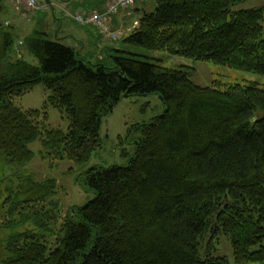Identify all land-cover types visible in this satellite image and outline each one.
<instances>
[{"label": "trees", "instance_id": "16d2710c", "mask_svg": "<svg viewBox=\"0 0 264 264\" xmlns=\"http://www.w3.org/2000/svg\"><path fill=\"white\" fill-rule=\"evenodd\" d=\"M245 1L155 0L123 44L264 75V6L233 9ZM20 40L0 20L1 174L6 165L29 164L37 139L45 157L89 161L102 147L103 117L126 94L162 96L168 110L136 127L127 165L87 171L95 196L58 232L55 180L0 176L8 182L0 264H231L215 252L221 236L235 264H264L263 87L200 86L191 69L141 60L125 48L111 50L113 64L96 63L40 31L22 47ZM39 84L48 90L42 109L16 106ZM51 107L68 119L67 131L49 126Z\"/></svg>", "mask_w": 264, "mask_h": 264}, {"label": "rangeland", "instance_id": "374dc122", "mask_svg": "<svg viewBox=\"0 0 264 264\" xmlns=\"http://www.w3.org/2000/svg\"><path fill=\"white\" fill-rule=\"evenodd\" d=\"M13 1L15 2V0ZM14 2L13 4H15ZM138 4L143 5L141 6L144 7L143 10L154 11L156 9L155 0H142ZM261 6H264V0H247L234 6L233 9H249ZM54 8L55 16L51 7L37 12L36 17L38 18L33 24L35 30L47 32L48 38L52 40L55 38L56 29L60 27L58 21L55 20L60 13V9L59 6ZM143 10L141 11V15ZM111 42H115L117 46H120L122 49L125 48L129 52L128 54H134L135 57L141 60L171 68H189L192 71V80L200 86H211L218 83L223 85L239 83L245 85L255 84L264 88V75L261 74L238 70L212 61H200L181 55H173L166 51H152L140 47L125 46L123 39ZM106 48L109 49L108 46ZM18 49L25 59L33 64H38V59L34 55L30 53L23 54L24 50ZM108 55L110 54L108 53ZM98 58L99 55L96 54L93 55L92 60L96 63L113 64L110 56H106L104 60L100 59L101 57ZM47 96L48 90L43 84H39L32 91L16 97L14 102L16 106L24 110L42 109ZM163 111L162 100L156 94L124 96L114 111L103 117L101 126L102 147L92 155L89 161L77 164L68 158L54 159L45 157L42 154L43 146L41 140L37 139L30 144V148L34 152V158L29 164L25 166L6 165V169L2 170L0 176L3 177L4 174V176L9 177L13 172H18L20 174H28L37 182L55 180L57 189L52 200L59 204V206L56 210L58 218L53 228L58 232L63 221L71 216V211L74 208L84 206L95 196V193L85 182L87 171L93 167L127 165L135 153L140 137V132L136 130V127L150 123L155 117L162 115ZM48 124L52 128H62L65 131L69 127L68 119L63 117L60 110L54 107L49 109ZM7 183V181L0 183V203L1 197L7 195V192H5ZM20 229H23V227H20ZM54 245L55 240L51 238L50 246L54 247ZM215 252L217 255L226 256L231 264H235L233 247L226 236L220 237Z\"/></svg>", "mask_w": 264, "mask_h": 264}, {"label": "crops", "instance_id": "0c3cea01", "mask_svg": "<svg viewBox=\"0 0 264 264\" xmlns=\"http://www.w3.org/2000/svg\"><path fill=\"white\" fill-rule=\"evenodd\" d=\"M112 0H40V7L35 11H16L13 0L0 1V20L8 25H12L20 39H24L27 35L35 31L44 32L43 30H35L33 24L38 17L36 13L41 9L51 7L54 13V7L59 6L60 13L55 18L60 24L56 29L54 40H59L64 44L74 47L78 53L92 60L93 55L98 54L99 58L104 60L106 56L111 54L112 49H120L115 42H111L103 35L98 26L94 24L81 25L74 20L76 13H88L90 11H104L108 3ZM138 3L126 10H122L118 15L110 19L113 27H125L126 33L130 34L133 31V24L141 17V11L144 7ZM63 16V17H61ZM47 33V32H45ZM48 34V33H47ZM70 43V44H69ZM112 43V44H110ZM108 46L109 49L106 47ZM107 50L108 53H107ZM23 54H26L24 51ZM93 54V55H92ZM104 56V58H102ZM98 58V59H99ZM94 62V61H93Z\"/></svg>", "mask_w": 264, "mask_h": 264}, {"label": "built area", "instance_id": "2783aa9c", "mask_svg": "<svg viewBox=\"0 0 264 264\" xmlns=\"http://www.w3.org/2000/svg\"><path fill=\"white\" fill-rule=\"evenodd\" d=\"M142 0H112L106 6L104 11H90L88 13H76L74 20L81 25L94 24L98 26L100 32L109 40H119L126 35L124 27H113L110 19L118 15L122 10L129 9L135 6ZM14 8L16 11L27 9L28 11H35L40 7V0H15ZM138 22L133 24L134 29ZM23 44L20 40L17 46Z\"/></svg>", "mask_w": 264, "mask_h": 264}, {"label": "water", "instance_id": "95a60500", "mask_svg": "<svg viewBox=\"0 0 264 264\" xmlns=\"http://www.w3.org/2000/svg\"><path fill=\"white\" fill-rule=\"evenodd\" d=\"M125 96H128V95L126 94ZM160 98L162 99V96H160ZM167 110H168V109H165V111H164V112H167ZM162 115H163V114H162Z\"/></svg>", "mask_w": 264, "mask_h": 264}]
</instances>
